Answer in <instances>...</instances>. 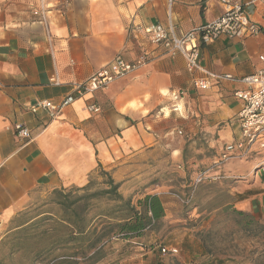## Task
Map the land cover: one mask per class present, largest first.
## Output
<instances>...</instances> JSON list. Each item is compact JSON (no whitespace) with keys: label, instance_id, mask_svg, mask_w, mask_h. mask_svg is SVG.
I'll return each mask as SVG.
<instances>
[{"label":"crops","instance_id":"crops-1","mask_svg":"<svg viewBox=\"0 0 264 264\" xmlns=\"http://www.w3.org/2000/svg\"><path fill=\"white\" fill-rule=\"evenodd\" d=\"M236 1L260 33L204 44L201 63L240 78L263 67L264 0ZM41 5H48L45 21L34 13ZM222 13L220 0H7L0 6V252L14 232L45 214L30 220L32 205L55 190L86 186L100 169L121 183L125 197L141 186L159 195L168 213L167 182L159 176L182 167L191 149L217 156L240 139L243 102L235 92L242 82L215 80L211 89L198 90L193 78L199 73H190L182 55L171 56L132 32L134 25L160 23L181 33ZM142 53L151 55L148 64L79 96L58 117L33 109L41 100L58 103L116 56L133 61ZM93 103L100 111L88 108ZM175 105L191 115L181 117ZM17 123L30 129L31 139L16 135ZM263 161L264 151L220 170L239 178L232 185V194L242 197L239 210L254 212L256 200L264 199L263 183L259 193H243L257 190L252 183Z\"/></svg>","mask_w":264,"mask_h":264},{"label":"rangeland","instance_id":"rangeland-1","mask_svg":"<svg viewBox=\"0 0 264 264\" xmlns=\"http://www.w3.org/2000/svg\"><path fill=\"white\" fill-rule=\"evenodd\" d=\"M6 1L0 0V6L3 7ZM181 110L182 112L180 110L176 112L181 117L191 115V111L183 105ZM218 156L214 155L212 150L205 149L203 155H197L191 149L184 154L182 167L175 166L171 172H163L159 179L167 182L162 191L170 206L160 231L148 232L145 236L134 240L114 238L105 249L107 256L101 264H219L208 250H212L216 258L223 259V264H250L255 254L264 249V199L258 198L254 204V212L248 211L263 227L259 235L248 236L239 231L232 212L234 207L237 208L236 203L238 204L242 199L232 194V185L239 178H229L232 182L224 178L194 185L199 170L210 166ZM257 170L261 169L258 167ZM93 179L92 189L104 187L99 171ZM257 181L256 184L252 183L257 185L253 187L257 190H245L243 193L260 192L258 190L260 185L262 183L264 185V171H261ZM147 190L144 186L137 187L135 193L128 197H132L133 202L136 203L139 198L151 194L146 193ZM184 197H191L190 202L183 203L180 198ZM51 202L52 197L32 205L29 211L30 220L42 213L45 214L30 223H37L43 217L51 215L48 211L59 212L60 209ZM52 215L58 216L53 213ZM52 222L50 219L40 221L37 225L28 226L24 231L14 232L1 250L0 260L5 264H50L47 259L34 258L36 252L34 249L38 244L32 241L35 237L32 235H41L44 231H49ZM209 230L212 234L205 244L208 247L206 250L202 233ZM163 248L168 252L164 253ZM172 249L178 251L174 253ZM61 251V249L56 251L55 255H60Z\"/></svg>","mask_w":264,"mask_h":264},{"label":"built area","instance_id":"built-area-1","mask_svg":"<svg viewBox=\"0 0 264 264\" xmlns=\"http://www.w3.org/2000/svg\"><path fill=\"white\" fill-rule=\"evenodd\" d=\"M43 1V0H42ZM260 0H251L256 2ZM223 6V13L214 20L194 27L181 33L170 26L166 27L160 23L148 25H134V34H144L149 41L162 47L171 56L182 55L187 62L190 73L196 74L193 78V85L198 90H209L213 87L215 80L230 79L242 82L245 87L238 89L235 96L243 102L238 113V120L241 126V137L239 140L225 145L217 159L207 168L199 171L194 179L197 186L204 182L218 181L230 178L220 173L221 168L230 161L250 160L261 156L264 151V55H260L263 67L254 74L236 78L230 74H217L206 70L201 63L202 46L209 44L220 36L231 39H244L248 36L258 35L260 26L251 21L247 15L244 4L236 0H220ZM48 5H41L34 13L41 15L45 21V13ZM149 53L140 54L135 60L128 61L122 56H116L109 64L90 75L86 80L74 84V91L66 95L58 103L50 100L37 102L33 109L42 108L49 112L52 118L58 117L68 106L79 97L87 93L105 89L116 80L126 77L135 70L145 66L152 59ZM57 83V81H55ZM180 93H175L174 98L178 99ZM90 110L100 111L96 103L88 106ZM180 110V106L175 105ZM16 135L20 138L31 139L30 129L22 124L15 125ZM259 168L264 171V161ZM183 203H189L191 197L180 198ZM162 251L167 253V249ZM177 252V249H172Z\"/></svg>","mask_w":264,"mask_h":264},{"label":"trees","instance_id":"trees-1","mask_svg":"<svg viewBox=\"0 0 264 264\" xmlns=\"http://www.w3.org/2000/svg\"><path fill=\"white\" fill-rule=\"evenodd\" d=\"M99 174L103 178L104 187L101 189H92V179L82 188L53 192L51 203L60 211H48L51 215L40 220L53 221L49 231L32 235L35 236L32 241L38 244L34 249L35 259H47L50 264H101L107 256L105 249L114 238L134 240L148 232L160 231L166 210L159 195L146 194L135 203L132 197H125L120 192L121 183L116 182L109 172L100 169ZM232 212L242 233L258 236L262 231L260 222L249 212L235 207ZM37 223H30L21 230ZM211 234V230L202 233L206 250L205 244ZM60 249V255H55ZM208 252L219 264L224 263L212 250ZM0 264L5 263L0 260ZM250 264H264V249L255 254Z\"/></svg>","mask_w":264,"mask_h":264}]
</instances>
